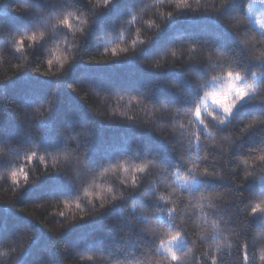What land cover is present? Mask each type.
I'll return each mask as SVG.
<instances>
[{
  "label": "clouds",
  "instance_id": "1",
  "mask_svg": "<svg viewBox=\"0 0 264 264\" xmlns=\"http://www.w3.org/2000/svg\"><path fill=\"white\" fill-rule=\"evenodd\" d=\"M51 3L47 10L34 9L38 20L29 29L0 30L5 40L0 46V82L25 71L59 82L78 61L99 64L135 56L167 21L184 11L215 17L234 43L221 49L183 41L144 61L151 69H202L192 77L195 95L184 107L157 104L139 94H102L79 84L67 85L94 116L134 123L171 138L177 155L174 166L145 155L90 168L75 149L41 151L35 146L4 145L0 146V203L14 206L22 190L43 175L62 174L75 181L76 191L69 197L18 209L52 235L58 264H264V192L239 191L249 180L264 181V115L235 116L242 103L264 102V25L260 23L264 18L258 15L264 0L253 4L255 20L249 14L250 0H187L179 8L175 0H144L138 8H130L115 31L87 56L82 50L87 32L114 0H84L88 7L77 0ZM12 7L21 14L33 11L25 4ZM65 20L67 24L62 23ZM56 92L53 88L45 100L26 110L29 121L49 117ZM254 129H259V143L231 156V147ZM226 177L231 180L228 191L196 187L197 178ZM145 196L151 206L136 199ZM124 202L129 224L146 238L137 244L138 252L110 258L102 252L70 249L59 241V234L76 223ZM66 203L71 207L65 210ZM232 203V214H215L222 204ZM257 205L261 211L255 210ZM160 216L166 221L155 218ZM253 218H258V227L253 226ZM128 235L125 231L123 238ZM29 242V232L0 242V264H16Z\"/></svg>",
  "mask_w": 264,
  "mask_h": 264
},
{
  "label": "trees",
  "instance_id": "2",
  "mask_svg": "<svg viewBox=\"0 0 264 264\" xmlns=\"http://www.w3.org/2000/svg\"><path fill=\"white\" fill-rule=\"evenodd\" d=\"M77 2L88 7L84 0ZM18 3L32 6L33 11L24 14L14 11L12 6ZM143 3L144 0H114L94 19L83 43V54L87 56L95 52L100 40L115 31L128 10L136 9ZM36 7L47 10L53 4L51 0L47 3L45 0H0V30L20 32L29 29L38 20L34 12ZM183 41L221 49H227L234 43L230 33L215 17L184 11L167 21L156 37L142 46L135 56L99 64L78 61L71 67L66 79L59 82L29 71L0 82V146H35L41 151L75 149L90 168H97L124 156L141 158L145 155L154 156L170 167L174 166L177 155L171 147V138H162L150 128L139 127L134 123L94 116L67 85L79 84L102 94H139L157 104L187 106L195 95L192 77L202 69L198 66H189L186 71L174 67L151 69L144 63ZM205 41L207 44H204ZM4 44L5 40L0 37V46ZM53 88H57V92L52 113L46 120L29 121L26 110L45 100ZM253 113L264 115V102L242 103L235 116L247 117ZM235 122L234 118V126ZM258 133L259 129H254L245 134L242 140L231 147L230 155L243 154L248 148L256 146L260 139ZM80 170L83 171L82 168ZM196 187L228 191L231 189V180L227 177L197 178ZM75 191L74 180L62 174L50 173L22 190L14 206L0 203V242L14 239L24 232L30 233L29 246L16 264H53L54 260L58 264V260L53 257L56 245L52 235L18 209L25 204H35L46 199L69 197ZM239 191L245 194L264 192V181L255 178L249 180ZM136 199L151 206L147 196ZM126 203L116 204L96 218L76 223L59 234V241L70 249L102 252L110 258H125L127 253L138 252L137 244L146 238L141 237L129 224ZM234 207V203L222 204L215 214L227 217L232 214ZM155 218L166 221L163 216ZM252 224L258 227V218H253ZM125 231L129 232L127 238H123ZM179 247L183 250V242Z\"/></svg>",
  "mask_w": 264,
  "mask_h": 264
},
{
  "label": "snow or ice",
  "instance_id": "3",
  "mask_svg": "<svg viewBox=\"0 0 264 264\" xmlns=\"http://www.w3.org/2000/svg\"><path fill=\"white\" fill-rule=\"evenodd\" d=\"M175 3H176V6L179 8V7H182V6H186L187 0H175ZM254 3H255V0H250V3L248 5V10H249V14L252 15L253 19L255 20L257 18V11L253 8V4ZM258 15H259V17L264 18V9H260ZM62 23L67 24V20L62 21ZM260 23H261V25H264V19H261ZM112 51H113V53H115L116 46L112 47ZM173 54H175V53H173ZM159 63H160V61H157L155 66L159 67ZM209 95L211 96V95H214V94L210 93ZM13 179H15L14 175H13ZM184 179H186V178H184ZM70 207H71L70 204L66 203L64 205V209L65 210L70 208ZM255 210L256 211H261L259 205L256 206ZM89 259H91V257H89Z\"/></svg>",
  "mask_w": 264,
  "mask_h": 264
}]
</instances>
